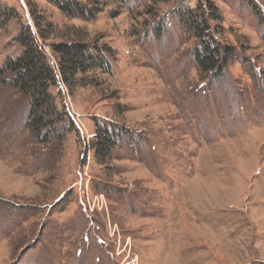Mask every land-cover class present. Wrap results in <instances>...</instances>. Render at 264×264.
Masks as SVG:
<instances>
[{"label": "rangeland", "instance_id": "1", "mask_svg": "<svg viewBox=\"0 0 264 264\" xmlns=\"http://www.w3.org/2000/svg\"><path fill=\"white\" fill-rule=\"evenodd\" d=\"M76 1L97 16L45 0L38 12L109 57L73 94L59 71L50 88L76 131L60 120L42 143L26 126L29 96L0 74V264H264V0ZM209 2L215 39L236 50L204 76L181 12ZM3 8L0 73L23 51V26L37 31L26 0ZM38 41L56 64L60 39ZM94 119L137 138H118L107 166L91 148Z\"/></svg>", "mask_w": 264, "mask_h": 264}, {"label": "trees", "instance_id": "2", "mask_svg": "<svg viewBox=\"0 0 264 264\" xmlns=\"http://www.w3.org/2000/svg\"><path fill=\"white\" fill-rule=\"evenodd\" d=\"M45 1L57 5L68 18L90 20L98 14L76 0ZM26 3L34 18L37 31L34 32L28 24L23 26L16 38L23 51L17 58L8 59L0 74L9 77L18 92L29 96L31 107L26 126L34 136L41 138L42 143H48L50 136L58 132L57 123L60 120H65L70 128L76 131L73 118L66 108L57 107L56 96L50 91L53 86L60 87L58 71L61 80L73 94L79 87L87 86L83 80L88 73L109 69L111 64L104 47L92 44L88 40L86 31L73 25L69 33L65 34L58 26L46 23L38 16L39 0H26ZM252 6L254 9L258 8L254 3ZM0 14L6 15V10L4 8L0 10ZM219 17L216 6L210 2L208 9L195 11L188 7L182 8L181 19L199 40L194 56L198 70L204 76L221 74L233 59L236 50L233 47L220 45L215 39L211 20H217ZM38 38L44 41L52 38L60 39L51 46L57 65L53 64L49 55L41 48ZM94 122L95 131L91 139V148L94 150L96 161L107 166L119 146L118 138L129 133L118 125L98 119H94ZM131 138L137 140L134 135Z\"/></svg>", "mask_w": 264, "mask_h": 264}, {"label": "built area", "instance_id": "3", "mask_svg": "<svg viewBox=\"0 0 264 264\" xmlns=\"http://www.w3.org/2000/svg\"><path fill=\"white\" fill-rule=\"evenodd\" d=\"M42 48H43V46H42ZM44 49V48H43ZM101 198H102V196H101ZM98 204H99V200H98ZM94 206H95V200H94Z\"/></svg>", "mask_w": 264, "mask_h": 264}]
</instances>
